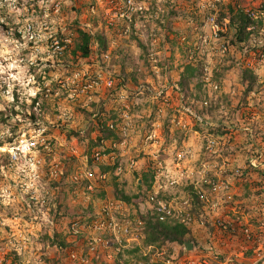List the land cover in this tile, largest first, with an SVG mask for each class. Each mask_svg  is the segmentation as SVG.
I'll return each instance as SVG.
<instances>
[{
	"label": "rangeland",
	"instance_id": "1",
	"mask_svg": "<svg viewBox=\"0 0 264 264\" xmlns=\"http://www.w3.org/2000/svg\"><path fill=\"white\" fill-rule=\"evenodd\" d=\"M230 1L261 22L248 29L245 44L232 45L228 21L218 23L227 0H135L130 12L126 0H0V264H181L202 251L191 233L195 250L145 247V230H133L149 216L147 197L175 205L196 197L195 187L228 201L214 211L196 202L186 227L205 231L202 239H226L213 222L234 207L238 221L245 223V211L247 224L257 225L264 201V0ZM78 31L92 37L86 58L76 50ZM99 67L114 86L81 92L84 80L74 75ZM188 67L196 74L184 78ZM22 138H34L37 149L12 162L8 149ZM203 177L221 188L202 186ZM123 195L143 201L125 203ZM106 202L118 206L119 223L131 221L134 240L120 252L111 245L92 254L88 239L98 235L85 225ZM204 214L210 222L201 224ZM259 242L264 253V235Z\"/></svg>",
	"mask_w": 264,
	"mask_h": 264
},
{
	"label": "built area",
	"instance_id": "2",
	"mask_svg": "<svg viewBox=\"0 0 264 264\" xmlns=\"http://www.w3.org/2000/svg\"><path fill=\"white\" fill-rule=\"evenodd\" d=\"M135 0H126V9L128 12L135 11ZM140 9V7H139ZM124 16V15H123ZM212 21V30L213 33H216L220 30L219 26ZM53 51L56 54L62 53V47L60 46L59 42H54ZM103 72L102 68L94 72V74H87V72H83L82 74L78 71L77 74L74 75L73 81H78L81 77V81L84 80V83L80 85V91L83 92L84 90H90L95 88H99L101 84L107 89L112 88L113 81L109 76L107 79H103ZM75 82H72V84ZM61 87L64 88L65 85L60 83ZM141 89L143 88L141 85L139 86ZM139 88V89H140ZM173 88V87H172ZM139 93L142 92L140 89ZM146 88L143 89L145 91ZM49 92V89L46 90ZM76 92L74 90L72 93ZM72 96V95H71ZM187 112L194 117L197 121H201L200 117L194 115L193 111L187 109ZM112 125L110 128L112 129ZM37 141L33 138V140L22 138L19 139L16 143L11 145L8 149V155L11 158L12 162H18L22 158H29L30 153L37 149ZM100 157L99 153L96 154L95 159L98 160ZM38 161H35L33 157V167H37ZM254 166V165H253ZM35 170V169H33ZM50 175L55 177L57 172L51 171ZM202 186L207 185L212 192H216L221 188V185H218L208 179H202L201 181ZM195 195L196 197H186L182 201L176 203L175 205L172 204L171 201H166L163 197H147L146 203L149 207L148 215L152 217L154 220L167 223V222H177L183 224L185 226L190 225L194 221V214L192 210L196 207V202L202 205L210 206L211 211L217 210L219 207V202L222 200L226 202V197H206L204 190L201 188L195 187ZM228 199V198H227ZM222 204V203H220ZM118 208L117 205L113 202H106L104 206L101 208L100 212L98 213V217L95 218V221L92 225H85L86 229L92 231V233L98 236H94L88 239L87 248L90 253L94 254L98 250L101 252L111 250V245H113V251L115 253L120 252L122 248H126V246L131 243L134 239L131 237L133 231H141L144 230L145 222L143 220H139L137 222V227L133 230L132 223L129 220H121L119 223L116 220L117 212H115ZM188 208L186 212L185 209ZM187 213V214H186ZM256 226H251L249 224L240 225V220L238 217L235 219L227 218H215L213 222V227L222 234V237L227 239H239L244 240L245 244L244 247L237 252H230V253H219L217 250L214 249L212 242H207L205 247H202V251L198 256H186L183 258L181 264H243L240 262V258L244 257L247 251H251L253 253V258L250 259L249 264H264V253H261V248H257L259 246V237L264 235V201L259 206L257 214H256ZM200 219L202 220L200 223L203 222L209 223L210 220L207 214L200 215ZM78 227V223H73L71 225V230L74 231ZM133 230V231H131ZM77 231V230H76ZM102 232V233H100ZM100 233V234H99ZM102 234H107L109 237L105 239ZM257 243V244H256ZM250 245V246H249ZM74 257V255H72ZM108 258H111V254H107ZM124 264H132V263H124ZM167 264H173L170 261H167Z\"/></svg>",
	"mask_w": 264,
	"mask_h": 264
},
{
	"label": "trees",
	"instance_id": "3",
	"mask_svg": "<svg viewBox=\"0 0 264 264\" xmlns=\"http://www.w3.org/2000/svg\"><path fill=\"white\" fill-rule=\"evenodd\" d=\"M222 6L224 8V12L219 15L218 23L221 24L220 22L223 20L228 21L227 29L231 31L229 42L232 45L245 44L250 39L252 34L248 29L252 26L258 27L261 22L257 21L256 19L254 20L248 13L241 9L237 3H232L230 0H227L226 3L222 4ZM91 42L92 37L88 33L84 31H78V43L76 44V50L80 52L83 58L89 56ZM261 55H264V47L261 49ZM246 73L247 72L245 71V78ZM195 74L196 71L191 67H188L186 69L184 78H190ZM35 102L36 101L34 100L33 103L35 104ZM120 198L121 201L125 203H132L134 205H137L138 202L140 203L143 201L142 197H140L139 200H134L135 197H128L126 195H123ZM142 220L145 221V239L143 242V246L145 247H155L158 243H175L185 247L186 244L192 243L191 237H188L190 236V231L183 224L177 222L161 223L154 220L150 216H148L146 219L142 218Z\"/></svg>",
	"mask_w": 264,
	"mask_h": 264
},
{
	"label": "crops",
	"instance_id": "4",
	"mask_svg": "<svg viewBox=\"0 0 264 264\" xmlns=\"http://www.w3.org/2000/svg\"><path fill=\"white\" fill-rule=\"evenodd\" d=\"M230 198V197H229ZM229 198H228V200H229ZM232 198V197H231ZM230 198V199H231ZM242 200V199H241ZM245 201V199H243L240 203H243ZM226 202H228V201H226ZM239 209L240 210V207H234L233 208V210L235 209ZM233 210H229V211H227V213L229 214V216H227V218L228 217H230V219H233V218H235L236 216L234 215L236 212L235 211H233ZM239 213H240V211H238ZM243 214V220L245 221V223H240V225H243V224H246L247 223V221H248V218H250L246 213H245V211L242 213ZM241 214V215H242ZM256 216L257 215H255L253 218H254V220H256ZM199 228L198 227H195V226H193L189 231H190V233H191V235H192V237H194L196 240H198L199 242H200V244H201V246L202 247H205V244L207 243V242H212L213 243V246H214V249L215 250H217L219 253H230V252H237V251H240L243 247H244V244H245V242L244 243H242L240 240H237V243H239V244H236V242H234V241H231V242H229L228 240L229 239H223V240H219V239H217L216 240V242L215 241H213V239H209V241H207V238L208 237H205L204 239H202L201 238V235H203V234H205V236H207L208 234H206V232L205 231H200V230H198ZM239 241V242H238ZM250 246V245H249ZM192 250H195V246H193L192 245V248H191ZM193 252V251H192ZM247 253L248 254H250L251 253V256H250V258H252V256H253V253L251 252V251H247ZM250 258L248 257V256H244V257H242V258H240V262L241 263H243V264H249L248 262H250Z\"/></svg>",
	"mask_w": 264,
	"mask_h": 264
},
{
	"label": "water",
	"instance_id": "5",
	"mask_svg": "<svg viewBox=\"0 0 264 264\" xmlns=\"http://www.w3.org/2000/svg\"><path fill=\"white\" fill-rule=\"evenodd\" d=\"M186 248L190 250L192 248V244L190 243L186 244Z\"/></svg>",
	"mask_w": 264,
	"mask_h": 264
}]
</instances>
